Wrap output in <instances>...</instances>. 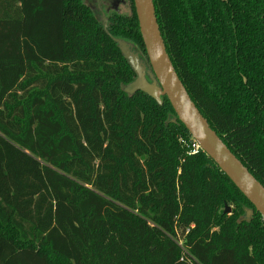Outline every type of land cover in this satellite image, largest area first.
Returning <instances> with one entry per match:
<instances>
[{
  "label": "trees",
  "instance_id": "1",
  "mask_svg": "<svg viewBox=\"0 0 264 264\" xmlns=\"http://www.w3.org/2000/svg\"><path fill=\"white\" fill-rule=\"evenodd\" d=\"M131 3L105 30L85 0H0V264H264V218L167 97L124 91L113 39L148 64ZM154 5L191 99L264 186V0Z\"/></svg>",
  "mask_w": 264,
  "mask_h": 264
},
{
  "label": "water",
  "instance_id": "2",
  "mask_svg": "<svg viewBox=\"0 0 264 264\" xmlns=\"http://www.w3.org/2000/svg\"><path fill=\"white\" fill-rule=\"evenodd\" d=\"M134 7L149 65L134 44L119 38L113 39L136 73V79L124 91L130 95L141 92L159 105L163 103L162 98L167 97L177 119L188 130L191 138L264 218V186L231 152L191 99L167 52L154 0H134ZM104 25L107 30L106 20ZM225 212L230 213L231 208L226 206ZM252 214L249 210L242 221Z\"/></svg>",
  "mask_w": 264,
  "mask_h": 264
},
{
  "label": "flooded vegetation",
  "instance_id": "3",
  "mask_svg": "<svg viewBox=\"0 0 264 264\" xmlns=\"http://www.w3.org/2000/svg\"><path fill=\"white\" fill-rule=\"evenodd\" d=\"M102 23L131 11V0H85Z\"/></svg>",
  "mask_w": 264,
  "mask_h": 264
},
{
  "label": "built area",
  "instance_id": "4",
  "mask_svg": "<svg viewBox=\"0 0 264 264\" xmlns=\"http://www.w3.org/2000/svg\"><path fill=\"white\" fill-rule=\"evenodd\" d=\"M192 148H193V152L195 153V152H198L199 150H201L200 149V147H199V145H198V143L196 142V141H192Z\"/></svg>",
  "mask_w": 264,
  "mask_h": 264
},
{
  "label": "rangeland",
  "instance_id": "5",
  "mask_svg": "<svg viewBox=\"0 0 264 264\" xmlns=\"http://www.w3.org/2000/svg\"><path fill=\"white\" fill-rule=\"evenodd\" d=\"M129 13V12H128ZM125 14H127V13H125ZM104 27H105V25H104Z\"/></svg>",
  "mask_w": 264,
  "mask_h": 264
}]
</instances>
